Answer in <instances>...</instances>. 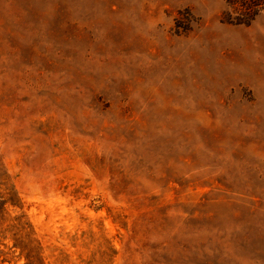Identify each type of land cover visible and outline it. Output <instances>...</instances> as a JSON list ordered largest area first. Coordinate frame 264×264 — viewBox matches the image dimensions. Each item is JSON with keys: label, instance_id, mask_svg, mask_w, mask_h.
Returning a JSON list of instances; mask_svg holds the SVG:
<instances>
[{"label": "rangeland", "instance_id": "374dc122", "mask_svg": "<svg viewBox=\"0 0 264 264\" xmlns=\"http://www.w3.org/2000/svg\"><path fill=\"white\" fill-rule=\"evenodd\" d=\"M224 0H0V264H264V13Z\"/></svg>", "mask_w": 264, "mask_h": 264}, {"label": "trees", "instance_id": "16d2710c", "mask_svg": "<svg viewBox=\"0 0 264 264\" xmlns=\"http://www.w3.org/2000/svg\"><path fill=\"white\" fill-rule=\"evenodd\" d=\"M222 21L232 25L248 26L264 13V0H224Z\"/></svg>", "mask_w": 264, "mask_h": 264}]
</instances>
